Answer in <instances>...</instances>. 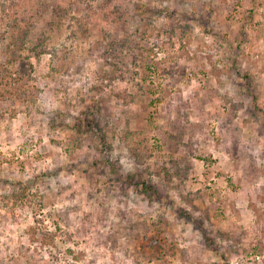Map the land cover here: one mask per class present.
<instances>
[{"label": "rangeland", "instance_id": "1", "mask_svg": "<svg viewBox=\"0 0 264 264\" xmlns=\"http://www.w3.org/2000/svg\"><path fill=\"white\" fill-rule=\"evenodd\" d=\"M0 264H264V0H0Z\"/></svg>", "mask_w": 264, "mask_h": 264}, {"label": "trees", "instance_id": "2", "mask_svg": "<svg viewBox=\"0 0 264 264\" xmlns=\"http://www.w3.org/2000/svg\"><path fill=\"white\" fill-rule=\"evenodd\" d=\"M147 186L144 184V188H146Z\"/></svg>", "mask_w": 264, "mask_h": 264}]
</instances>
